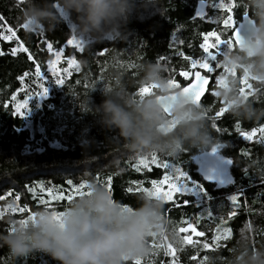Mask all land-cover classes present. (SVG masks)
I'll list each match as a JSON object with an SVG mask.
<instances>
[{"label":"trees","instance_id":"1","mask_svg":"<svg viewBox=\"0 0 264 264\" xmlns=\"http://www.w3.org/2000/svg\"><path fill=\"white\" fill-rule=\"evenodd\" d=\"M200 1L208 4L204 16L196 15ZM52 2L62 22L54 31L27 34L19 19L22 0H0V17H3L0 33L12 36L8 28L15 33L9 40L0 37V52L3 53L0 55V232L11 228L9 216L19 221L26 219L35 209L45 207L41 200L49 202V209L62 212L68 201L53 197L71 190L69 180L73 185L91 180L107 187L111 177L113 198L124 206L135 207L138 188L151 187V181L162 179L165 171L174 173L179 168L181 172L187 170L191 179L178 184L185 183V186L175 195L174 201H165V215L176 222L177 230L185 227L186 221H194L196 229L204 231L205 236L178 231L181 237L187 235L197 242L195 246L187 243L181 247L172 245L175 251L169 254H165L161 247L154 254L152 264H204L209 256L216 258V264H225L239 236L245 232L253 247L264 245V172L261 171L264 166V137L257 132L252 140H245L239 134L240 131L251 132L264 123H242L227 112L216 117V112L223 105L212 94L214 84L208 88L203 103L208 108L209 123L216 126L212 132L216 143L205 148H186L177 158L155 154L158 163L168 164L167 170L157 169L151 162V155L146 158L149 167L141 166L139 172L132 167L138 162L137 155H131L119 142L109 143L116 136V130L103 127L93 114L82 113L75 97L70 94L95 87L90 93L92 102L101 103L103 85L109 83L104 77L110 70L113 55L110 48L113 47L119 50L116 62L126 69L129 91L135 93L137 88L132 82L137 79L136 65L145 60L163 63L168 69L167 74L183 83L180 71L193 73L200 69H193L185 57L203 60L206 55L200 48L204 42L202 34L216 31L221 35L224 29V37L229 36L232 40V30L243 14L250 16L242 7L241 0H135V7L123 25L124 39L111 36L99 41L92 37L81 38V48L67 44L68 39L75 37L74 14L69 16L56 0ZM220 3L227 7L221 9ZM229 7L234 24L226 27L223 20L229 14ZM76 40L79 41L78 38ZM20 44L28 48V53L19 51ZM48 44L53 46L51 52ZM12 48L18 49L15 55ZM61 49L64 51L60 55V73L54 75L49 71V62ZM29 54L33 60L28 59ZM69 59L76 60L79 71L68 64ZM37 65L46 74L43 78L46 82L37 78ZM65 69L71 74H65ZM222 72L221 67L219 74ZM20 77H24L23 80ZM57 78H63L64 83L57 85ZM42 87L47 88V95L37 97L36 92ZM244 87L247 90V85ZM25 98L30 100L25 115H14L13 103H22ZM257 100L259 102V98ZM214 145L231 162V178L223 185L203 177L193 160L194 155ZM117 151H123L124 155L112 160V154ZM190 186L200 191L186 188ZM195 193L201 195V201L195 199ZM234 194L238 197L235 205L230 201ZM185 200L188 204L184 203ZM9 202H14L15 207H10ZM208 211L213 213L211 218ZM230 212L235 214L230 216ZM224 229L230 230L225 233L227 238L213 243L212 236L221 235ZM204 242L209 243V248L203 247ZM149 244L154 247L155 238ZM0 264L57 262L40 252L16 258L6 248H0Z\"/></svg>","mask_w":264,"mask_h":264},{"label":"clouds","instance_id":"2","mask_svg":"<svg viewBox=\"0 0 264 264\" xmlns=\"http://www.w3.org/2000/svg\"><path fill=\"white\" fill-rule=\"evenodd\" d=\"M56 3L69 16L74 14L75 37L80 42L88 37L97 41L106 36L124 39L123 25L135 7V0ZM241 5L252 23L242 46H224L218 58L224 71L215 91L233 119L260 124L264 123V0H241ZM19 19L27 34L54 31L62 22L52 0H22ZM110 51L112 63L104 77L109 83L103 85L101 103L92 102L90 93L95 87L82 93L70 92L82 113H91L103 127L116 130L110 144L119 142L133 155L177 158L186 148L216 143L207 105L194 102L180 88L170 85L171 77L163 63L145 60L136 65L133 86H155L151 94L141 97L128 89L126 69L116 62L119 50L113 47ZM242 79L257 91L242 92ZM165 104H169L167 112ZM85 192L64 206L59 222L54 218L57 211L48 207L35 209L34 218L26 224L9 216L11 228L0 232V248L16 258L44 253L57 264H132L135 260L149 264L159 248L183 245L176 222L165 215L162 196L141 191L135 197V207L125 208L103 183L90 180ZM9 203L15 207L14 202ZM153 238L157 247L149 244ZM204 264H216V258L209 256ZM225 264H264V245L253 247L247 232L242 233Z\"/></svg>","mask_w":264,"mask_h":264},{"label":"snow or ice","instance_id":"3","mask_svg":"<svg viewBox=\"0 0 264 264\" xmlns=\"http://www.w3.org/2000/svg\"><path fill=\"white\" fill-rule=\"evenodd\" d=\"M219 7L221 9L225 8V5L223 3L219 4ZM228 16L226 19L223 20V24L226 27H231L234 24V20H233V16L231 14L232 9L231 7H229L228 9ZM0 20H3V17H0ZM7 31L9 33H12V36L15 35V33L13 32V30L11 28H8ZM203 38H204V42L200 44V48L203 50V52L206 54L204 56L203 61L201 60H197V59H193L191 57H185L186 60H190L191 63V67L193 69L197 68V66H199L200 69L204 70V73L202 74L201 71L197 70L194 72V79H192L193 73L189 72V71H180L179 76L181 78H183V83L178 82L176 79L174 78H170L169 83L170 85L176 87V88H180L183 92V94L187 95L191 100H193L196 103H203L205 95H206V86L208 88H211L213 86V84L215 85V87H219L220 83H221V74L220 73V69H221V65L219 63V57L222 54L223 50L220 49L221 45L224 46H228V47H232L233 46V41L232 40H222L220 35L216 32V31H209L207 33H203ZM233 35L235 36L236 34L233 33ZM12 36H8V35H4L3 33H0V37H3V39L5 40H9L12 38ZM210 37H214L215 38V43H210L209 38ZM67 44L68 45H74L77 48H81L82 47V43L80 41H77L75 37H73L72 39H68L67 40ZM240 41L238 36L235 39V45H239ZM48 50L51 52L53 50V46L52 44H48ZM210 49H215L216 51H210ZM17 48H12L11 52L13 55L16 54L17 52ZM19 51L28 53V48L24 47L23 44L19 45ZM64 50L61 49L60 51H56L54 53V55L57 57V59H59L61 52H63ZM0 55H3L2 52H0ZM28 59L29 60H33V56L31 54L28 55ZM161 60H163L164 58L161 57ZM57 61L53 60L49 62V71H52L54 75H56V65ZM68 64L70 66H75L76 71H79V65L77 64L75 59H69L68 60ZM224 71V69H223ZM65 74L70 75L71 73L68 72V69L64 70ZM209 74H212L211 78L209 76ZM25 76L28 75V73L24 74ZM44 75H46L45 73L41 72V69L39 67V65H37L36 67V76L38 79L43 80ZM24 77H20L21 80H23ZM55 83L57 85H61L64 83V79L63 78H57L55 80ZM242 85H247V90L245 87L241 88L242 92H253L252 89V85L249 83H246L243 79L241 80ZM155 86H142L136 89L135 91V95L138 96H145V95H149L154 91ZM215 97H217V93L216 91H214L212 93ZM47 95V88L46 87H42V89L38 92H36V96L37 97H42V96H46ZM170 101L174 100L175 97H170L168 98ZM13 101H15V97H13ZM29 103L30 100L28 98H25L23 100L22 103H13L12 105V112L14 115H20V116H24L26 111L29 108ZM220 103L222 104V101H220ZM169 108V104H165L164 105V110L165 112L168 111ZM227 110L224 107H221L217 112H216V117H220L222 114L226 113ZM213 127L215 128L216 126L213 125ZM219 131V129H217ZM259 132L261 137H264V125L257 127H254L252 129L251 132L248 131H240L239 134L245 139V140H252L253 136ZM264 142V141H262ZM151 162L156 164L157 169L159 168H164V169H168V164L165 162L163 164H160L157 162V157L155 154L152 155L151 157ZM141 166H143L144 168H148L149 167V163L147 161V159L145 157H138V162L136 164H133L132 167L139 172L141 170ZM184 176V173L180 171L179 168H176L174 170V173H169L168 171H165L163 174V178L159 179V180H152L151 181V187H143V188H138L137 191L138 192H151L152 195L157 196V197H163L165 201H174L175 195L179 194L180 192V188L178 187V184L181 182V178ZM68 184L71 185V190L67 193H61L60 196L58 197H53V199H66L68 202H70L71 200H73L76 196L78 195H84L87 194L84 191V188L87 186L86 182H82L79 185H73L72 181L69 180ZM167 186V190H163L162 186ZM109 192L111 190V177H109L108 180V186H107ZM131 190V189H129ZM31 191V189H30ZM52 190L49 189V192H51ZM237 195L234 194L230 197V201L233 203V205L236 204L237 202ZM41 203L45 205V207L48 206V201H44L41 200ZM185 204H188V201H184ZM125 208H127V206H124ZM12 210H15V208H13ZM130 210V209H128ZM21 212L24 211L23 208L20 209ZM235 213L230 212L229 215L232 216ZM208 217L211 218L213 216L212 211H208L207 213ZM63 216L62 212H54V218L59 222L61 220V217ZM34 218V213H29V215L27 216L26 219H20L19 223L22 224H26L28 222L29 219H33ZM199 222V221H197ZM187 228L181 227L179 228V232L184 233L187 232L189 229L195 233V235L197 237H204L205 236V232L204 231H197L196 227L193 226L192 223L187 222ZM62 226V224H61ZM230 230L229 229H224L223 233H221V235H213L212 236V242L215 243L221 239H226L227 236L225 235V233H229ZM183 245L185 243L187 244H191L193 246H195V244L197 242L193 241L190 239V237H188L187 235L183 236ZM107 243V242H105ZM209 243L208 242H204L203 243V247L205 249L209 248ZM219 246V245H217ZM154 247H157L156 245H154ZM174 249L172 247V245H168V248L165 249V254H169V253H174ZM207 259V258H205ZM133 264H141L140 260H135L132 261ZM149 264H152V262L150 261Z\"/></svg>","mask_w":264,"mask_h":264},{"label":"rangeland","instance_id":"4","mask_svg":"<svg viewBox=\"0 0 264 264\" xmlns=\"http://www.w3.org/2000/svg\"><path fill=\"white\" fill-rule=\"evenodd\" d=\"M207 7H208V4L206 1H200L197 5V8H196V15L197 16H204L207 12L206 11ZM225 7H227V6H225ZM224 32H225V30L223 29L221 32V35H220L221 39L222 40H230L229 36H227V38L224 37ZM232 40H233V38H232ZM209 41H210V43H215V38L210 37ZM220 48H221V50H223L224 45H221ZM54 60L57 61L56 65H55V68L57 70L56 74H59L60 73L59 65H60V62L62 60H60V57H59V59H57V57H56ZM201 61H203V60H201ZM197 67L199 68V66H197ZM196 70H199V69H195L193 71V73ZM50 72L53 73L52 71H50ZM43 81L46 82L45 79H43ZM214 89H216V87ZM33 132H34V128H33ZM123 155H124L123 151H117V152L112 154L111 159L116 160V159H119V157H121ZM131 155H133V154H131ZM150 156L151 155H144V156H138L137 155L136 158L138 160V157L149 158ZM193 160L196 163L197 171L203 177L210 179V180H213L217 184H220V185L226 184L229 181V179L231 178L230 172H229V168H230V164H231L230 159L228 157H226L225 155H223L220 152L219 148L215 145L210 147L207 150L201 151V152L197 153L196 155H194ZM73 167L78 168L80 166H73ZM182 172L184 173V176L181 178V181H183L184 179L185 180L191 179V175L187 170L184 169V170H182ZM184 186H185V183L181 184V186H178V187L181 189V187H184ZM186 188H189L193 191H200V189H197L195 186H190V187H186ZM162 189L166 190L167 186L166 185L162 186ZM195 195H196L195 199L198 201H201V198H200L201 195L196 194V193H195ZM190 223H192L193 226L195 227L194 221H192ZM184 228H187V225ZM188 231L193 233L190 229ZM197 231H199V230L197 229Z\"/></svg>","mask_w":264,"mask_h":264},{"label":"water","instance_id":"5","mask_svg":"<svg viewBox=\"0 0 264 264\" xmlns=\"http://www.w3.org/2000/svg\"><path fill=\"white\" fill-rule=\"evenodd\" d=\"M251 23H252V21L250 19V16L247 13H244L241 20L237 23V25L232 30L231 35H232L234 43H235V39L237 36H238L239 41H240L239 45L242 46L245 43L247 33H248V29H249V26L251 25ZM233 33H235L236 35L234 36ZM199 71L202 72V70H200V69H199ZM202 74H203V72H202ZM192 79H194V73H193ZM207 91H208V87L206 86V92Z\"/></svg>","mask_w":264,"mask_h":264}]
</instances>
